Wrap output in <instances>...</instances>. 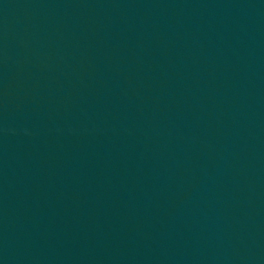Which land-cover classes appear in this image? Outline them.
Listing matches in <instances>:
<instances>
[{"label":"water","instance_id":"95a60500","mask_svg":"<svg viewBox=\"0 0 264 264\" xmlns=\"http://www.w3.org/2000/svg\"><path fill=\"white\" fill-rule=\"evenodd\" d=\"M143 0H0V264H153Z\"/></svg>","mask_w":264,"mask_h":264}]
</instances>
